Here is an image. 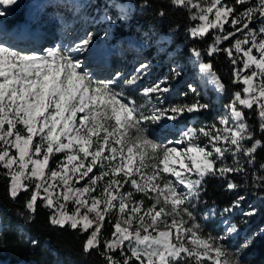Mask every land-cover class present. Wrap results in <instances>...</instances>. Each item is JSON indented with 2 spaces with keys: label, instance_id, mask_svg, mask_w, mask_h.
I'll use <instances>...</instances> for the list:
<instances>
[{
  "label": "snow or ice",
  "instance_id": "6c2138e0",
  "mask_svg": "<svg viewBox=\"0 0 264 264\" xmlns=\"http://www.w3.org/2000/svg\"><path fill=\"white\" fill-rule=\"evenodd\" d=\"M168 2L187 13L184 44L194 43L182 59L179 46L169 50L179 26L161 34L156 53L167 58L169 74L142 87L152 61L140 60L134 75L113 70L87 29L76 41L62 38L53 47L0 29V177L13 200L24 196L25 211L16 214L25 223L35 219L38 207L48 209L52 226L87 233L84 254L95 252L103 264H244L241 254L264 237V228L238 249L228 241L261 208L245 209L246 195L237 194L223 208L203 195L207 180L215 178L229 192L256 189L264 202V162L251 167L258 150L264 151V0ZM13 6L18 0H0V18ZM48 6L70 13L54 17L62 36L77 24L104 25L110 43L137 8L143 12L151 4L46 0L40 28L49 22ZM155 15L167 12L161 7ZM151 35L141 30L144 46L151 45ZM220 55L230 62L232 84L242 86L230 94L214 67ZM97 57L103 65L95 63ZM189 69L199 85L187 82L181 101L169 103L174 82ZM209 86L228 102L205 123L201 117L217 103ZM217 216L221 230L214 235L207 225ZM106 221L110 236L102 233ZM3 227L0 221V238Z\"/></svg>",
  "mask_w": 264,
  "mask_h": 264
},
{
  "label": "trees",
  "instance_id": "16d2710c",
  "mask_svg": "<svg viewBox=\"0 0 264 264\" xmlns=\"http://www.w3.org/2000/svg\"><path fill=\"white\" fill-rule=\"evenodd\" d=\"M121 1V0H120ZM123 1V0H122ZM139 4L141 0H131ZM151 7L143 12H136L144 22V25L153 26L154 29L161 34H167L170 28H177L176 33L171 37L172 50L179 46L183 49V53H188V46H191L194 41H189V45L184 44V28L189 24L187 13L182 8H173L170 6L168 0H149ZM165 8L167 15L160 18L155 15L159 8ZM23 19V14H16L10 20L18 22ZM9 22V21H8ZM13 22H10L13 24ZM128 33H124L126 37ZM207 39V38H206ZM203 47V42H199ZM214 67L222 81L225 83L227 92L230 94L234 89L238 88L237 85L232 84V68L230 62L224 55L218 56L214 61ZM164 72V67L159 70ZM246 112L249 110H245ZM211 114H206L203 122H211ZM257 161L251 166L258 168L259 163L264 162V151L258 150ZM234 179L238 183H243L244 177L240 174H234ZM251 170L248 175L249 185L251 184ZM225 182L215 178L207 180V190L203 195V199L209 205L213 201L223 208L233 201L237 194L246 195L247 202H259L256 196V189L251 187L240 189L239 193L229 192L225 190ZM40 202L38 201V204ZM245 203V204H246ZM203 206V205H201ZM25 211L24 209V196L18 197L13 200L8 193L7 182L4 178L0 177V216L3 218V230L0 243L6 245L0 247V261L5 264H103V259L95 252L85 255L83 252V243L86 239L87 233L81 234L79 230H72L65 226L61 229L52 226L49 223V210L43 207H38L35 219L31 222L25 223L24 218L19 217L17 211ZM254 223L264 222V206L261 208L260 213L254 219ZM22 224L27 230L28 236H22L18 225ZM212 224V223H211ZM112 228L105 223L102 233L105 236H110ZM254 233L253 227L245 230V235L237 240L232 239L231 242L237 246L238 249L245 240ZM37 243L34 245L32 241ZM241 259L244 264H264V237H258L253 245L241 254Z\"/></svg>",
  "mask_w": 264,
  "mask_h": 264
},
{
  "label": "rangeland",
  "instance_id": "374dc122",
  "mask_svg": "<svg viewBox=\"0 0 264 264\" xmlns=\"http://www.w3.org/2000/svg\"><path fill=\"white\" fill-rule=\"evenodd\" d=\"M76 2H79V0H76ZM120 2L125 4L128 3L136 4L134 1L131 0H123V1L121 0ZM45 4H46V0H18V6H13L9 8L8 9L9 14L6 17L0 18V29H2L3 31H7L8 33H13V31H15L17 27H19L18 32H20L22 28L26 29L28 27L30 29L28 31V34L19 36L21 38L27 37L28 39L33 34L34 30L43 31V35L45 34L46 35L45 37L47 38L50 35H54L53 38L47 41L48 43L41 42V47H53L55 44L60 43L62 38L64 39L65 43H68L69 41H76L78 39V36L84 35V29H87L88 31L95 33L96 43L98 45V48L107 52L108 65H110L109 67L113 70H120L123 73H125L126 76L130 74L134 75L133 69L140 60L146 58L152 61L154 65L153 71L149 75V77H147L145 80L140 82L141 87L146 86L152 82H155L156 80L163 78L164 76L169 74V65L167 58L163 55H157L156 53V41L159 39L160 34L156 29L153 28V26L144 25V22L141 20V18H139V16H136V12L140 11L138 8L134 11L133 19H131V21L128 24L122 25L115 30L116 32L115 39L111 40L110 43H106L105 38L103 36V31L105 27L104 25L77 24L75 26L76 31L74 33H70L67 36H62L60 29H59L60 33L59 34L56 33L55 27L57 25H55V27L53 26L48 27L49 23H47L44 28H40L38 26L37 21L42 15L41 8ZM44 11L47 13L46 19H48V21L53 15L56 16L57 13H60L66 17L70 15V13L66 9H53L51 6L44 8ZM88 11L90 12L91 9L89 8ZM18 13L23 14V19L18 22L11 21L10 19ZM111 14L115 16L116 15L115 10H112ZM10 22H13V24ZM8 25H14V26H8ZM141 30H143L144 32L152 33L150 46H144L145 42L142 40ZM124 33H128L126 37L124 36ZM27 42H28L27 40H23V43H27ZM172 45H173L172 41L170 40L169 50H172L171 48ZM187 55H188L187 52L183 53L182 59L186 58ZM103 63L104 62H101L100 65H103ZM162 67H164V72L161 73L159 70ZM187 82H194L197 85H199V80L195 79V74L191 69H189L188 74L184 77L183 80L174 82L173 91L168 96L169 103H178L181 101L182 99L181 93L187 91ZM238 87H242V86H238ZM132 94L135 98H137L138 102H143L142 99L138 96V94L134 90ZM188 95L190 97L191 93H188ZM208 95L213 99L217 100V103L214 106L213 111L210 112L211 114L210 118L213 121L217 115V112L215 110L216 107H218L222 103H227L228 97L225 96L217 99L216 93L211 90V86H209ZM204 118L207 117H205V115L202 116L201 117L202 122ZM182 122L187 123V119H185ZM247 204H253L260 208L264 206V202L249 201L244 205L245 209L247 208ZM69 207L71 208V205H69ZM258 214L255 217L251 218L247 224H241L239 233L229 238L228 243L230 248H232L233 250L236 249L237 246L234 244V242H231V240L232 239L237 240L243 235H245V230L247 228L252 226L254 232H258L261 228H264V222L256 223V224L254 223L255 222L254 219L258 216ZM220 219L221 218L217 216L216 219L212 222V224L207 225V230L213 231L214 235L221 230ZM240 220H241V215L239 214V212H237V214L234 216V222L239 223ZM0 221L3 222V218L1 216H0ZM18 229L22 236H28L27 230L24 227V225L19 224ZM0 264H5V263L0 261Z\"/></svg>",
  "mask_w": 264,
  "mask_h": 264
},
{
  "label": "bare ground",
  "instance_id": "6f19581e",
  "mask_svg": "<svg viewBox=\"0 0 264 264\" xmlns=\"http://www.w3.org/2000/svg\"><path fill=\"white\" fill-rule=\"evenodd\" d=\"M54 17H55V15H53L50 19H49V25H48V27H50V26H53V27H55V25H57L55 28V31H56V33H60V27H59V24L58 23H56V21H55V19H54ZM18 29H19V27H17V29L15 30V31H13V33L14 34H16V35H18V36H23V35H27L28 34V31L30 30L28 27L26 28V29H23L22 28V30L20 31V32H18ZM5 32H7V31H5ZM42 36V37H41ZM46 35L44 34L43 35V31H41V30H38V31H36V30H34V32H33V34L31 35V37L29 38L30 40H32L34 43H37L39 46H41V42H47V41H49L51 38H53V36L54 35H50V36H48V38L47 37H45ZM48 43V42H47ZM96 64H101V62H104L101 58H99V57H97V59H96ZM110 66V65H109Z\"/></svg>",
  "mask_w": 264,
  "mask_h": 264
}]
</instances>
